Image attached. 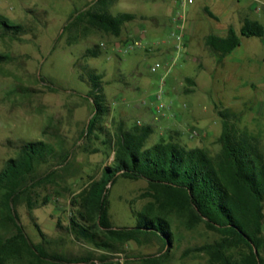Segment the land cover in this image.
Wrapping results in <instances>:
<instances>
[{"label": "rangeland", "instance_id": "374dc122", "mask_svg": "<svg viewBox=\"0 0 264 264\" xmlns=\"http://www.w3.org/2000/svg\"><path fill=\"white\" fill-rule=\"evenodd\" d=\"M94 1L0 0V17L24 26V32L12 35L4 33L0 23V56L8 57L0 62V170L8 159L17 157L26 142L43 141L53 149L46 162L35 167L36 176H50L32 189L31 197L38 203L31 211L32 218L24 202L16 207L20 224L31 242L41 243L46 253L67 259L91 257L90 264H145L143 258L148 256L159 257L160 264H207L204 252L185 254L219 239L203 224L187 229L172 216L173 240L162 253L157 239L145 237L120 244L118 252L108 253L75 239L69 231V220L77 211L79 194L112 164L118 129H131L138 120L153 128L146 146L172 137L186 148L201 147L215 156L222 131L219 112L227 110L231 114L228 122L238 132L256 137L264 149V36H241L242 46L231 54L240 56V62L227 59L223 67L217 66L204 47L205 35L216 25L206 6L221 16L222 11L235 9L236 4L229 0H196L192 16L198 26L190 39L188 57L175 62L169 76L175 79V85H167L160 92L158 78L165 69L151 68L165 60L154 49L161 47L158 43L165 36L166 26L173 24L168 2L114 0L109 8L113 14L136 15L125 23L120 36L90 26L69 28L70 17ZM154 13L161 19L158 26ZM254 17L264 24L263 10ZM220 24L224 26L225 22ZM138 37L144 44L141 49L122 47ZM95 46L100 54L85 57L86 50ZM90 73L100 77L102 104L107 110L86 134L93 115L92 100L87 96ZM157 95L161 96L159 101L154 99ZM160 103L167 111L171 109L167 118L155 121L147 108ZM192 129L198 134L190 137ZM67 154L68 162L63 164L61 159ZM108 187L112 226L134 227L135 213L151 200L147 182L120 177ZM14 232L0 205V237ZM262 237L264 242V220ZM164 252L166 255H162ZM103 255L108 257L105 263L98 260ZM261 257L264 260V245Z\"/></svg>", "mask_w": 264, "mask_h": 264}, {"label": "trees", "instance_id": "16d2710c", "mask_svg": "<svg viewBox=\"0 0 264 264\" xmlns=\"http://www.w3.org/2000/svg\"><path fill=\"white\" fill-rule=\"evenodd\" d=\"M114 0H95L70 17L67 26H90L120 36L126 22L136 15L132 12L113 14ZM3 32L17 35L24 32L21 24H11L0 17ZM86 25V26H85ZM241 35L263 36L264 26L257 20L245 18ZM241 42L240 35L230 26L226 36L210 34L207 48L220 63ZM100 48L87 49L85 57H97ZM8 58L0 56V62ZM91 90L88 97L93 104V115L87 123L89 134L107 108L102 104L100 77L90 73ZM188 82L194 85L191 79ZM222 131L215 156L201 147L186 148L172 137L161 138L146 146L153 133L151 125L119 128L114 141L112 164L103 169L100 178L91 182L78 196L77 211L69 220V231L77 240L108 253L118 252V246L140 238H155L161 243V253L172 243L171 217L187 229L203 224L205 229L219 235V239L185 252H204L207 264H264L261 250L264 242V149L256 137L238 132L229 122V111H220ZM53 154L52 147L43 142H26L17 157L8 159L0 170V205L5 219L14 233L0 237V264L25 261L27 264H90L91 257L67 259L45 252L42 244H34L20 224L16 207L24 202L29 215L38 205L31 197L32 189L45 182L50 173L36 176L37 164L46 162ZM69 154L61 161L66 164ZM145 180L151 200L135 213L132 228H114L109 219V187L117 178ZM45 203V201H44ZM32 218V216H31ZM41 238L44 234L34 225ZM239 250L238 253L232 251ZM167 252V250H166ZM166 252L162 255H166ZM100 257L101 263L107 261ZM145 264H160V258H143Z\"/></svg>", "mask_w": 264, "mask_h": 264}, {"label": "crops", "instance_id": "0c3cea01", "mask_svg": "<svg viewBox=\"0 0 264 264\" xmlns=\"http://www.w3.org/2000/svg\"><path fill=\"white\" fill-rule=\"evenodd\" d=\"M165 2H168V4L170 5V17L171 15H173V13L179 8V4H178V0H164ZM195 1L193 2V4H191L188 7V18L186 21V25H185V29H184V47H185V53L182 57V61H185L186 58L188 57V49H189V44H190V39L192 36H194V34L197 31V26H198V22L196 19H194V17L192 16V14L194 15V10H193V6L195 4ZM230 2L236 4L235 9L232 10H224L220 13L221 16H219L217 13L211 11L207 6H206V12L208 13V15L212 18L215 19L216 21V25L214 26V29L207 35H205L204 37V42H205V48L209 51V54L212 55V53L210 52V50L206 47V37L210 34H217L219 36H226L228 34L229 28L230 26H233L237 33L241 36V28L243 26V22L245 18H250L253 20H257L259 21L263 26L264 24L257 19V17H254L255 14L258 16L259 13L261 12V10L264 11V3H261V0H229ZM261 4H262V8H261ZM133 13V12H132ZM155 19L157 24L155 25H160V16L158 13H154ZM220 22H225V25H221ZM171 29V25L170 26H166V31H165V36H163V38L161 39V41L158 43V46L161 47H156L155 50H157L158 54L161 56H165L164 58H168L170 56L175 55L174 53V47L177 44V38L175 36H172L171 34H169ZM264 36V35H263ZM248 37V36H246ZM251 37V36H249ZM256 37H262V36H256ZM242 46V43L240 42V44L234 48V50L227 55L226 57L223 58V60L218 63L216 61L217 66H224V61L225 60H230V61H238L240 62V56H232L231 54L235 51H237L240 47ZM213 56V55H212ZM232 56V57H231ZM214 57V56H213ZM215 59V57H214ZM216 60V59H215ZM170 76V75H169ZM166 80V83L163 87V90L166 88L167 85L169 86H174L175 85V79H173L172 77H169ZM189 79V78H188ZM187 80V79H186ZM192 80V79H191ZM193 81V80H192ZM188 82V81H187ZM194 82V81H193ZM190 83V82H189ZM195 85V82H194ZM193 85V86H194ZM252 85V83L250 84ZM193 86L191 88H193ZM165 93V92H164ZM146 109V108H144ZM148 110H150V108H147ZM180 116V114H179ZM179 116H174V118H178ZM167 118V117H165Z\"/></svg>", "mask_w": 264, "mask_h": 264}, {"label": "built area", "instance_id": "2783aa9c", "mask_svg": "<svg viewBox=\"0 0 264 264\" xmlns=\"http://www.w3.org/2000/svg\"><path fill=\"white\" fill-rule=\"evenodd\" d=\"M179 8L173 13L172 15V24L169 34L172 36H175L177 38V44L174 47V53L175 55L170 56L163 60V63H156L154 67L151 68L152 71H155L157 68H160L161 66L165 69V72L158 78L159 79V90L164 91L163 87L166 83V80L168 76L171 74V71L173 70V67L175 65V62L177 60H182V57L185 53V45H184V29L186 25V21L188 18V7L193 4L194 0H178ZM143 42L141 38H135V39H129L127 42L124 43L122 47L127 49H141L143 47ZM155 50V49H154ZM161 96L157 95L154 96L155 100H160ZM144 104V103H143ZM171 109V107H168V111ZM151 113L153 115V118L155 121H159L166 117L168 114L167 109L165 106L160 103L157 106H155L153 109H151ZM174 117V116H173ZM138 125H141V122L138 120L136 122ZM198 134L197 129H192L190 131V137L196 136Z\"/></svg>", "mask_w": 264, "mask_h": 264}]
</instances>
